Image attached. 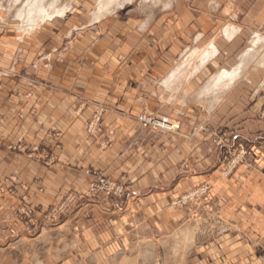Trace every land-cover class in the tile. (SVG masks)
Returning a JSON list of instances; mask_svg holds the SVG:
<instances>
[{"label":"crops","instance_id":"crops-1","mask_svg":"<svg viewBox=\"0 0 264 264\" xmlns=\"http://www.w3.org/2000/svg\"><path fill=\"white\" fill-rule=\"evenodd\" d=\"M217 2L228 6L220 14L205 9L204 1L191 11L181 0H167V8L154 13L92 17L90 24L72 27L64 51L57 46L59 39L49 40L41 32L17 41L12 31L0 28V139L8 143L25 137L52 151L49 166L5 155L0 182L14 175L15 188L26 185L25 195H34L43 207L53 205L61 193L84 190L87 169L126 186L122 203L89 201L77 207L81 218L75 224L80 230L75 246L82 247L85 262L112 264L134 246L155 241L156 234L173 228L171 217L179 211L171 209V200L202 183L212 185L211 193L246 230L250 243L264 241V155L255 170H238L231 186L215 169L217 149L203 127L208 122L216 131L225 123L239 124L243 136H264V120L258 116L264 102L262 71L246 75L249 87L239 80L213 110L199 104L209 101L198 97L204 78L232 69L243 50L242 34L230 40L217 35L230 8L243 0ZM245 16L240 25L248 23L251 12ZM209 42L214 57L189 80L181 76L167 88L164 83L177 68L183 75L190 72L182 62L188 49L199 51ZM49 52L51 62L44 60L51 69L46 71L39 59ZM247 87L250 105L239 115L235 105L246 100ZM97 104L109 109L103 132L111 143L104 151L100 139H89L83 127ZM141 111L168 116L177 129L158 133L142 128L136 119ZM19 115L24 120L18 123Z\"/></svg>","mask_w":264,"mask_h":264},{"label":"rangeland","instance_id":"rangeland-1","mask_svg":"<svg viewBox=\"0 0 264 264\" xmlns=\"http://www.w3.org/2000/svg\"><path fill=\"white\" fill-rule=\"evenodd\" d=\"M14 1L0 0V28L12 31L16 35L15 39L21 41L24 35L28 34L18 31L20 23L14 16L16 11L23 6L25 0H20L18 4H14ZM51 1L46 0L45 4L48 5ZM164 1L167 0H159L161 5L142 10V6L150 7L151 4L144 3L145 0H135L132 4H127L123 9L116 10L110 15L123 19L127 15L136 16L162 11L167 8V6L163 7ZM181 1L191 11L195 10L196 3L200 4L202 1L205 2L204 8L211 13L220 14L228 7L217 4V0ZM250 1L251 6L248 5ZM97 6L98 0H59L56 7L60 9L69 7L68 13L60 19H55L54 22H47L35 29L29 33L28 38L41 32L49 40L59 39L56 41L57 46L61 51H64L72 41L69 31L74 26L90 24ZM230 9L227 21L221 26L217 35L220 39L227 40L223 36L224 27L227 26H235L239 30L238 34L243 35V50L234 59L233 69L238 64L240 55L250 47L254 33L264 36V0H246V2L243 0L241 5ZM247 12H251V18L245 24L246 26L240 25V21L246 17ZM210 45L213 43H207L199 52L207 50ZM259 50L260 56L263 55L264 46ZM192 51L188 49L186 55ZM50 55L49 52L39 59L41 67L46 71L51 69ZM185 56L182 58V62ZM46 58L49 61H45ZM195 62L197 63L193 68L192 64ZM186 63L189 65L190 71L186 77L190 76L188 78L190 79L198 71L201 63L196 57L188 58ZM259 71L264 72V69L259 67L256 61H253L245 70L240 82L244 81L247 74H255ZM218 72H214V75L212 74L213 76L210 75L208 78L205 77L204 83L211 76L215 77ZM247 86L249 87V84ZM248 87L246 88V100L239 101L235 105L239 115H243L250 105ZM261 90L264 94V84L261 86ZM188 104L191 106L193 103ZM199 104L201 107L203 106V109L210 111L221 103L218 102L214 105V102L206 101ZM212 104L213 109L209 108ZM108 111L107 105L97 104L83 123L89 139H100L99 149L101 151H104L111 143V140L103 132ZM258 116L264 120V102ZM136 119L142 128H148L158 133L177 129L176 123L170 117L158 112L141 111ZM160 119L168 121L170 130L156 127L155 122ZM22 120H24L23 117L19 115L17 122H22ZM208 125V122L203 123L204 130L210 132L212 146L217 149L215 169L218 170L219 176L232 186L238 170L243 169L245 173H248L256 169L257 161L260 156L264 155V136L260 137L261 139L258 136L255 138L243 136L237 132L241 130L238 128L239 124L228 127L225 123L220 125V129L216 131L209 129ZM41 139L38 141L42 142ZM32 144L25 140V137H17L8 143L0 139V173L5 172L6 166L3 162L5 155L19 156L28 161H39L49 166L52 151L49 148H42L41 144ZM86 175L84 190L61 193L55 199L54 204L48 207L40 205L34 195H25L28 191L26 185L20 188L22 192L15 188L18 179L16 177L13 180L10 179L14 175L1 179L0 264H94L85 262L81 254L82 247L75 246L78 243V234H80V230L75 224L81 218L77 207L81 208L89 201L112 200L122 203L126 195V186L109 179L98 170L87 169ZM10 180H12V185ZM211 190L210 183H202L174 197L170 202V207L173 211L179 212L171 217L173 228L165 231L163 235L156 234L155 241L149 239L148 242L134 246L130 254L127 253L125 257L114 259L112 264H264V241L250 243L246 238V230L241 224L232 220L234 215L228 213L227 208L219 205ZM37 192H41V189L38 188Z\"/></svg>","mask_w":264,"mask_h":264},{"label":"bare ground","instance_id":"bare-ground-1","mask_svg":"<svg viewBox=\"0 0 264 264\" xmlns=\"http://www.w3.org/2000/svg\"><path fill=\"white\" fill-rule=\"evenodd\" d=\"M45 1L46 0L24 1L23 6L16 11L14 16L15 19L20 23L18 26L19 32L29 34L47 22H53L55 19H60L68 13L69 7H63L61 9L56 7V4L59 3V0H52L48 5L45 4ZM134 1L135 0H98V6L93 13V20H101L114 11L123 9L125 5L132 4ZM145 1L146 2L144 3H150L151 6H142V10L152 9L158 4L161 5L159 0ZM19 2L20 0H15L14 4H18ZM163 7H166V5H163ZM224 28L223 36L227 40L232 39L239 31L237 28H235V26H227ZM263 46L264 36L260 35L259 33H254V37L250 41V47L240 55L238 64L231 70H221L215 77L209 79L200 89L198 97L208 99L209 103L214 102L215 105L219 102L221 96L230 90L241 79L245 70L253 61H256L258 66L264 69V54L261 56L259 54V49L263 48ZM215 54L216 49L213 45H210V47L207 50L205 49L203 52L193 50L191 53L185 56L183 63L185 64L188 58L196 57L199 59L201 67L206 64L210 58L214 57ZM179 68L172 72L170 78H167L165 81L164 84L167 85V88L171 86L173 87L174 83H176L179 78H181V76H184L183 79L189 80L188 78L190 76L186 77V75H183L184 71H180ZM212 107L213 104L209 108Z\"/></svg>","mask_w":264,"mask_h":264},{"label":"built area","instance_id":"built-area-1","mask_svg":"<svg viewBox=\"0 0 264 264\" xmlns=\"http://www.w3.org/2000/svg\"><path fill=\"white\" fill-rule=\"evenodd\" d=\"M155 125H156V127L160 128L162 130H170V128H171L166 119L156 120Z\"/></svg>","mask_w":264,"mask_h":264}]
</instances>
